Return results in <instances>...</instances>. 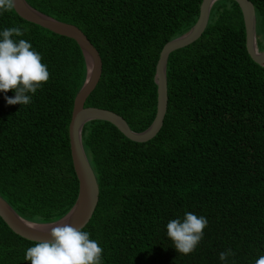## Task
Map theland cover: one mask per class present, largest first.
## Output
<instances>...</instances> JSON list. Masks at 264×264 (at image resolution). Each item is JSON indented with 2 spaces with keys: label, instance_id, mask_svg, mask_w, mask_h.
<instances>
[{
  "label": "trees",
  "instance_id": "1",
  "mask_svg": "<svg viewBox=\"0 0 264 264\" xmlns=\"http://www.w3.org/2000/svg\"><path fill=\"white\" fill-rule=\"evenodd\" d=\"M75 24L98 50L102 72L85 106L120 114L134 131L152 122L155 65L163 45L196 21L202 0H26ZM252 1L257 45H264V0ZM21 26L48 66L49 80L29 105L0 93V196L23 218L49 223L75 202L78 180L68 137L73 100L86 76L79 45L21 18L0 15V29ZM167 109L146 142L91 120L82 143L99 198L83 227L102 247L104 264H254L264 255V66L249 56L239 5L217 0L201 36L167 59ZM185 211L208 224L195 251L177 253L166 223ZM36 242L0 217V264L24 260Z\"/></svg>",
  "mask_w": 264,
  "mask_h": 264
},
{
  "label": "water",
  "instance_id": "2",
  "mask_svg": "<svg viewBox=\"0 0 264 264\" xmlns=\"http://www.w3.org/2000/svg\"><path fill=\"white\" fill-rule=\"evenodd\" d=\"M217 0H202L195 23L181 35L167 41L159 52L155 65L154 81L157 86L155 116L150 125L142 131H134L118 113L101 107L85 106L89 94L96 87L102 72V60L96 47L75 25L58 20L34 7L26 0H15L14 11L24 20L42 26L56 34L73 39L80 47L86 64L84 82L73 100L68 137L70 155L78 180V192L72 207L61 218L49 223H37L21 217L0 196V217L15 234L31 241L49 240L47 229L55 223H68L75 228L84 227L90 220L99 198V187L94 171L82 143V129L91 120H104L113 124L126 138L135 142H146L160 130L167 109L166 65L169 54L197 40L205 30L212 5ZM243 17L246 50L253 61L264 66V47L257 45V20L255 7L250 0H235Z\"/></svg>",
  "mask_w": 264,
  "mask_h": 264
},
{
  "label": "clouds",
  "instance_id": "3",
  "mask_svg": "<svg viewBox=\"0 0 264 264\" xmlns=\"http://www.w3.org/2000/svg\"><path fill=\"white\" fill-rule=\"evenodd\" d=\"M15 0H0V15L14 8ZM27 31L21 26L0 29V93L12 90L14 95L4 96L9 105H29L42 84L49 80L48 66L42 63V55L32 44L21 37ZM208 220L204 215L185 211L183 216L169 220L166 225L167 238L177 253L187 255L195 251L204 237ZM47 229L50 239L38 241L26 249L24 260L31 264H104L103 249L98 241L82 227L68 223H55ZM231 249L219 253L221 264H227L233 256ZM254 264H264V255Z\"/></svg>",
  "mask_w": 264,
  "mask_h": 264
},
{
  "label": "rangeland",
  "instance_id": "4",
  "mask_svg": "<svg viewBox=\"0 0 264 264\" xmlns=\"http://www.w3.org/2000/svg\"><path fill=\"white\" fill-rule=\"evenodd\" d=\"M260 42L263 43V45H264V36H262V37L260 38Z\"/></svg>",
  "mask_w": 264,
  "mask_h": 264
}]
</instances>
